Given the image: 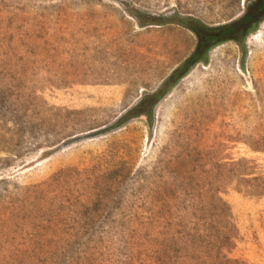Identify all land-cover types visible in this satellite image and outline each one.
I'll return each instance as SVG.
<instances>
[{"label": "rangeland", "instance_id": "374dc122", "mask_svg": "<svg viewBox=\"0 0 264 264\" xmlns=\"http://www.w3.org/2000/svg\"><path fill=\"white\" fill-rule=\"evenodd\" d=\"M256 1L0 0V264H264Z\"/></svg>", "mask_w": 264, "mask_h": 264}, {"label": "trees", "instance_id": "16d2710c", "mask_svg": "<svg viewBox=\"0 0 264 264\" xmlns=\"http://www.w3.org/2000/svg\"><path fill=\"white\" fill-rule=\"evenodd\" d=\"M263 18L264 0H257L254 7L248 11L245 17L241 21L232 25L211 28L200 21H192L191 24L187 26L197 37L196 49L192 56L169 76L163 85V89H161L158 94L164 93V88L176 85L195 65L205 63L208 53L212 49L228 41L239 42V40H244L245 37L257 27L259 21ZM143 101L144 99L133 110L135 117L144 115V112L142 111ZM146 116L150 120L152 119L151 113L146 114ZM144 263L143 260L140 262L128 260V264Z\"/></svg>", "mask_w": 264, "mask_h": 264}]
</instances>
